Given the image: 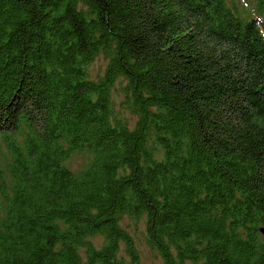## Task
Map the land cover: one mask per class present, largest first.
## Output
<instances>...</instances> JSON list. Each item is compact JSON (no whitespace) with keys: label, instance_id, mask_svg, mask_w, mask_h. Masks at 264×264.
<instances>
[{"label":"trees","instance_id":"obj_1","mask_svg":"<svg viewBox=\"0 0 264 264\" xmlns=\"http://www.w3.org/2000/svg\"><path fill=\"white\" fill-rule=\"evenodd\" d=\"M124 218L264 264V0H0V264H139Z\"/></svg>","mask_w":264,"mask_h":264},{"label":"rangeland","instance_id":"obj_2","mask_svg":"<svg viewBox=\"0 0 264 264\" xmlns=\"http://www.w3.org/2000/svg\"><path fill=\"white\" fill-rule=\"evenodd\" d=\"M105 63L106 61L102 57L97 58L95 61H93L88 67L89 74L91 75V77L97 78L98 76H100L104 70L103 67ZM113 100L115 101V109L123 112L127 116L129 124L132 125L135 121V117L131 115L128 111H123L120 108L119 102L121 101V95L118 91H114ZM82 161L83 160L81 159V157H74L70 161L69 166L70 168L72 167V169H77L82 165ZM144 223L145 218L138 220L124 218L121 225L124 227L125 230H127L129 235L131 236V239L138 253L139 264H163L160 256L156 252L151 251L146 244ZM93 241L95 243H99L101 241V238L97 237ZM123 248L124 245L121 244L120 250L122 251Z\"/></svg>","mask_w":264,"mask_h":264},{"label":"water","instance_id":"obj_3","mask_svg":"<svg viewBox=\"0 0 264 264\" xmlns=\"http://www.w3.org/2000/svg\"><path fill=\"white\" fill-rule=\"evenodd\" d=\"M261 231L263 232V230L261 229Z\"/></svg>","mask_w":264,"mask_h":264}]
</instances>
